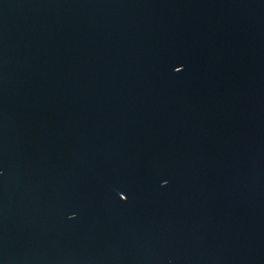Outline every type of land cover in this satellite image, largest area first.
Returning <instances> with one entry per match:
<instances>
[{"label":"water","instance_id":"95a60500","mask_svg":"<svg viewBox=\"0 0 264 264\" xmlns=\"http://www.w3.org/2000/svg\"><path fill=\"white\" fill-rule=\"evenodd\" d=\"M0 264H264V0H0Z\"/></svg>","mask_w":264,"mask_h":264}]
</instances>
